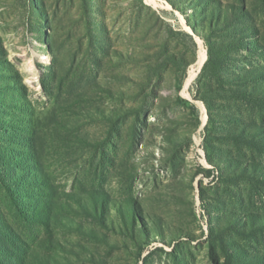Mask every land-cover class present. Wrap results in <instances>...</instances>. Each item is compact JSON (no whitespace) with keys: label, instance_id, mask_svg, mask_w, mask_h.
<instances>
[{"label":"rangeland","instance_id":"rangeland-1","mask_svg":"<svg viewBox=\"0 0 264 264\" xmlns=\"http://www.w3.org/2000/svg\"><path fill=\"white\" fill-rule=\"evenodd\" d=\"M0 264H264V0H0Z\"/></svg>","mask_w":264,"mask_h":264},{"label":"trees","instance_id":"trees-1","mask_svg":"<svg viewBox=\"0 0 264 264\" xmlns=\"http://www.w3.org/2000/svg\"><path fill=\"white\" fill-rule=\"evenodd\" d=\"M90 2H91V0H90ZM225 21H226V17L225 18H223ZM182 101V103L184 104V105H187V106H189L191 109H194V105H192V104H190L188 101H186V100H181ZM203 193L201 192L200 193V196L202 197V199H203ZM204 202H203V200H202V206L204 207Z\"/></svg>","mask_w":264,"mask_h":264},{"label":"water","instance_id":"water-1","mask_svg":"<svg viewBox=\"0 0 264 264\" xmlns=\"http://www.w3.org/2000/svg\"><path fill=\"white\" fill-rule=\"evenodd\" d=\"M198 62H199V57H198ZM198 62H197V63H198ZM205 123H206V122H205ZM205 123L203 122V126L205 125Z\"/></svg>","mask_w":264,"mask_h":264}]
</instances>
